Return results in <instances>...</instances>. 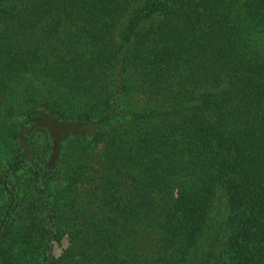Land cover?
I'll return each instance as SVG.
<instances>
[{"label":"trees","instance_id":"16d2710c","mask_svg":"<svg viewBox=\"0 0 264 264\" xmlns=\"http://www.w3.org/2000/svg\"><path fill=\"white\" fill-rule=\"evenodd\" d=\"M0 264H264V0H0Z\"/></svg>","mask_w":264,"mask_h":264},{"label":"rangeland","instance_id":"374dc122","mask_svg":"<svg viewBox=\"0 0 264 264\" xmlns=\"http://www.w3.org/2000/svg\"><path fill=\"white\" fill-rule=\"evenodd\" d=\"M66 245V239L63 238L62 241H61V244H58L56 242H53V245H52V252L57 255L61 252V249Z\"/></svg>","mask_w":264,"mask_h":264}]
</instances>
